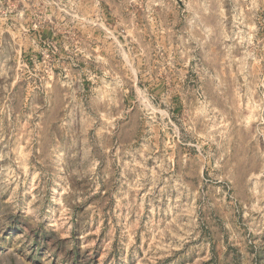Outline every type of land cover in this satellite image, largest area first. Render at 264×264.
Returning a JSON list of instances; mask_svg holds the SVG:
<instances>
[{"label": "rangeland", "instance_id": "1", "mask_svg": "<svg viewBox=\"0 0 264 264\" xmlns=\"http://www.w3.org/2000/svg\"><path fill=\"white\" fill-rule=\"evenodd\" d=\"M0 264H264V0H0Z\"/></svg>", "mask_w": 264, "mask_h": 264}]
</instances>
